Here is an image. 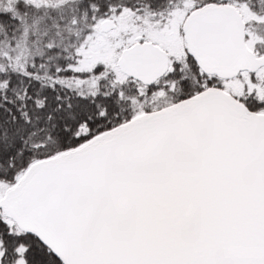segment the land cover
Segmentation results:
<instances>
[{
	"label": "snow or ice",
	"instance_id": "1",
	"mask_svg": "<svg viewBox=\"0 0 264 264\" xmlns=\"http://www.w3.org/2000/svg\"><path fill=\"white\" fill-rule=\"evenodd\" d=\"M0 264H264V0H0Z\"/></svg>",
	"mask_w": 264,
	"mask_h": 264
}]
</instances>
